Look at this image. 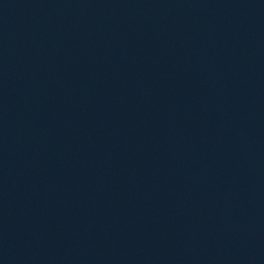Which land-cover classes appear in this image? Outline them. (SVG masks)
Here are the masks:
<instances>
[{
  "label": "water",
  "instance_id": "water-1",
  "mask_svg": "<svg viewBox=\"0 0 264 264\" xmlns=\"http://www.w3.org/2000/svg\"><path fill=\"white\" fill-rule=\"evenodd\" d=\"M0 264H264V0H0Z\"/></svg>",
  "mask_w": 264,
  "mask_h": 264
}]
</instances>
